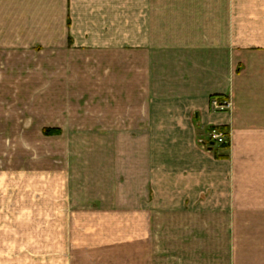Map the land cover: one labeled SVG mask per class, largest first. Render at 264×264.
<instances>
[{
  "label": "crops",
  "instance_id": "obj_1",
  "mask_svg": "<svg viewBox=\"0 0 264 264\" xmlns=\"http://www.w3.org/2000/svg\"><path fill=\"white\" fill-rule=\"evenodd\" d=\"M21 55L16 132L95 138L0 191V264H264V0H0Z\"/></svg>",
  "mask_w": 264,
  "mask_h": 264
},
{
  "label": "rangeland",
  "instance_id": "obj_2",
  "mask_svg": "<svg viewBox=\"0 0 264 264\" xmlns=\"http://www.w3.org/2000/svg\"><path fill=\"white\" fill-rule=\"evenodd\" d=\"M2 57L0 56V191L14 192L15 181L13 177H15L16 172H21L18 170L22 168L24 172L34 168L49 169L51 165V163L50 165L48 164L49 160L52 162L55 158H62L66 153L64 150L68 143L73 142V148H76L74 151L78 153L81 144H94L95 135L45 134L43 130L48 128H42V125L37 124V122L32 124L31 114H28V118H24V127L26 126L27 131L22 134L20 132L17 133L15 122H18L19 118L16 119V116L17 114L20 116L21 110L19 108L20 103L17 104L15 102V94L19 92L20 97L23 89L31 86L34 72L30 69L23 71L13 70V67L15 66L16 58H20L23 60V64H26L31 62L32 57L30 55L5 56L6 60L2 59ZM50 74L52 78L53 72L47 69V65H44L42 79L48 80ZM36 77V80L40 79L38 75ZM24 82L29 86L24 85ZM23 92L25 94L26 91ZM46 95L50 97L47 89H44L42 97L40 96V99H38L40 101L44 100V103L38 102L40 108L50 105V103H46L48 98ZM3 111L7 112L5 113L6 117L3 115ZM91 152V155H93L94 152Z\"/></svg>",
  "mask_w": 264,
  "mask_h": 264
},
{
  "label": "built area",
  "instance_id": "obj_3",
  "mask_svg": "<svg viewBox=\"0 0 264 264\" xmlns=\"http://www.w3.org/2000/svg\"><path fill=\"white\" fill-rule=\"evenodd\" d=\"M210 106L214 110L222 111L226 110L229 107V102L227 100H220L217 97H213L210 100ZM209 140L212 142H217L219 144H226L228 143V136L221 130L212 128L209 132Z\"/></svg>",
  "mask_w": 264,
  "mask_h": 264
},
{
  "label": "trees",
  "instance_id": "obj_4",
  "mask_svg": "<svg viewBox=\"0 0 264 264\" xmlns=\"http://www.w3.org/2000/svg\"><path fill=\"white\" fill-rule=\"evenodd\" d=\"M218 130H222V129H219L218 128ZM44 131V133L45 134H49V135H52V134H59V130H57V129H53V128H48V129H45V130H43ZM223 145V147H227L228 146V144L226 143V144H222Z\"/></svg>",
  "mask_w": 264,
  "mask_h": 264
}]
</instances>
